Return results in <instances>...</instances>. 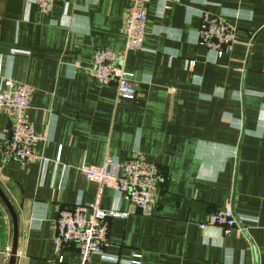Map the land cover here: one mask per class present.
<instances>
[{
	"label": "crops",
	"instance_id": "1",
	"mask_svg": "<svg viewBox=\"0 0 264 264\" xmlns=\"http://www.w3.org/2000/svg\"><path fill=\"white\" fill-rule=\"evenodd\" d=\"M131 1L54 0L44 14L31 0H0V88L7 77L34 87L27 117L46 136L35 144L38 159L7 156L12 124L0 112V186L19 219L16 264H81L75 243L59 254L53 243L59 212L96 199L80 167L137 152L160 170L157 203L151 215L111 219L109 258L89 264L135 254L141 264H264V0H149L144 48L120 58L136 96L118 99L115 84H98L88 68L97 48L124 50ZM202 11L235 28L219 57L198 44ZM115 204L130 210L105 188L102 207ZM226 206L246 232L224 235L208 223ZM12 243L0 198V264H9Z\"/></svg>",
	"mask_w": 264,
	"mask_h": 264
},
{
	"label": "built area",
	"instance_id": "2",
	"mask_svg": "<svg viewBox=\"0 0 264 264\" xmlns=\"http://www.w3.org/2000/svg\"><path fill=\"white\" fill-rule=\"evenodd\" d=\"M169 1V0H166ZM176 1V0H171ZM42 13H50L54 0H31ZM149 0H132L124 18L125 47L122 52L107 48H97L92 56L89 75L100 85L115 84L118 99H133L137 83L131 72L125 70L120 58L129 51L142 50L146 36ZM202 24L197 32L198 44L207 46L217 57L235 42V28L221 16L208 11L201 12ZM34 87L22 81L7 77L0 88V112L11 118V138L5 147L9 157L20 161L36 160L35 144L46 139L37 132L27 117L31 106ZM81 172L97 184L96 199L91 204L78 203L62 209L56 219V234L53 239L59 254L64 246L75 243L81 255V264H89L93 256L109 258L105 247L109 245V221L114 218L126 219L135 210L142 215H151L157 203V187L160 176L158 166L148 161L143 153L137 152L127 161H118L109 153L99 165L82 164ZM112 188L130 203V210L123 211L115 204L103 208V190ZM208 223L221 228L224 235L233 232L243 234L246 226L231 206L213 211ZM207 223L199 224L205 228ZM133 259L112 258L118 264H141V255ZM58 261H63L58 255Z\"/></svg>",
	"mask_w": 264,
	"mask_h": 264
},
{
	"label": "water",
	"instance_id": "3",
	"mask_svg": "<svg viewBox=\"0 0 264 264\" xmlns=\"http://www.w3.org/2000/svg\"><path fill=\"white\" fill-rule=\"evenodd\" d=\"M0 198L6 205L13 222V243L10 248L9 264H16L18 253V240H19V219L10 199L0 186Z\"/></svg>",
	"mask_w": 264,
	"mask_h": 264
},
{
	"label": "bare ground",
	"instance_id": "4",
	"mask_svg": "<svg viewBox=\"0 0 264 264\" xmlns=\"http://www.w3.org/2000/svg\"><path fill=\"white\" fill-rule=\"evenodd\" d=\"M7 114V113H6ZM4 145H5V143H4ZM5 150V149H4ZM6 155V154H5ZM8 156V155H7ZM35 162V161H34ZM84 175V174H83ZM93 184H95V183H93ZM208 225V224H207ZM211 225V224H210ZM213 225V224H212Z\"/></svg>",
	"mask_w": 264,
	"mask_h": 264
}]
</instances>
